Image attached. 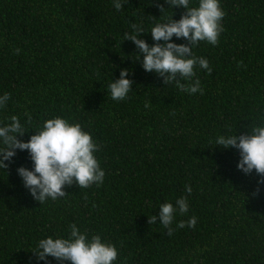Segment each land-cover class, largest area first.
<instances>
[{"label":"trees","instance_id":"trees-1","mask_svg":"<svg viewBox=\"0 0 264 264\" xmlns=\"http://www.w3.org/2000/svg\"><path fill=\"white\" fill-rule=\"evenodd\" d=\"M121 2L118 11L114 0H0V95H11L0 126L16 115L28 131L17 138L27 142L48 119L79 123L100 145L95 155L105 171L99 187L66 185L67 196L40 204L17 172L33 162L17 149L0 168V264H61L33 251L49 236L68 238L73 223L89 239L99 234L115 245L113 264H264L262 178L238 169V149L215 146L218 136L264 122V0H220L226 15L218 45L193 47L212 69H195L203 95L146 72L136 45L124 40L136 23L151 46V28L178 21L186 9L165 0ZM122 69L134 83L116 101L108 85ZM182 196L189 210L176 213L169 237L159 207ZM192 216L195 228H176Z\"/></svg>","mask_w":264,"mask_h":264},{"label":"clouds","instance_id":"clouds-1","mask_svg":"<svg viewBox=\"0 0 264 264\" xmlns=\"http://www.w3.org/2000/svg\"><path fill=\"white\" fill-rule=\"evenodd\" d=\"M172 7H183L186 11L177 21L171 18L167 22L155 24L149 31L153 45H149L141 34L144 33L142 25L131 24L134 30L131 34L124 33V40H130L139 50L138 57L143 56L142 67L146 72H154L163 78L166 85L175 84V87L188 94L199 92L204 94L200 80L196 76V67L207 70L210 75L212 69L209 62L203 57L193 54V47L200 42H207L213 46L218 45L221 33L224 31L222 21L226 15L220 0H198L197 6H190L191 0H165ZM121 0H114L116 10L123 8ZM163 12V6H161ZM148 32V33H149ZM177 39L187 40V44H176ZM123 40V41H124ZM16 49V53H19ZM129 70L122 69L119 79L112 81L108 88L113 100H124L132 91L133 81L128 79ZM183 81V82H182ZM11 99L9 93L0 95V109L7 106ZM147 107V105H146ZM27 123H31L30 113L25 112ZM10 122L0 126V168L9 167L5 161L11 162L16 155V150L27 151L33 162V169L23 166L17 169L24 186L32 197L40 204L49 198L53 201L67 196L65 186L74 183L79 188H90L93 184L97 187L103 184L105 171L101 168L95 153L100 150V145L93 139L90 132L83 130L81 124L70 122L62 117L48 119L39 131H35L27 142L18 139L26 132L20 119L13 115ZM222 148H236L239 150L240 160L238 169L245 174L253 170L262 178L258 183H264V122L253 125L247 134L218 136L215 146ZM185 191L190 195L192 187L185 186ZM189 205L186 196L178 198L175 206L171 202L162 203L159 207L160 224L167 230V235L172 236V224L175 215L179 212L184 215L188 212ZM157 216L149 217V224H156ZM197 217L192 216L187 221H179L176 228H195ZM39 260L53 257L60 261H70L71 264H113L119 252L114 244L103 242L99 234L92 235L89 239L86 232H81L75 223L70 225L68 238H52L51 236L38 242L37 250L33 251Z\"/></svg>","mask_w":264,"mask_h":264}]
</instances>
